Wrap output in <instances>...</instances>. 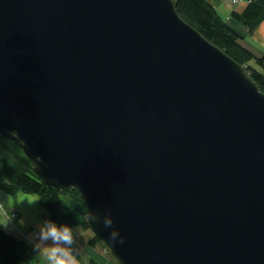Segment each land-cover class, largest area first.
Listing matches in <instances>:
<instances>
[{
  "label": "water",
  "instance_id": "1",
  "mask_svg": "<svg viewBox=\"0 0 264 264\" xmlns=\"http://www.w3.org/2000/svg\"><path fill=\"white\" fill-rule=\"evenodd\" d=\"M0 134L110 263L264 264V92L175 0H0Z\"/></svg>",
  "mask_w": 264,
  "mask_h": 264
},
{
  "label": "trees",
  "instance_id": "2",
  "mask_svg": "<svg viewBox=\"0 0 264 264\" xmlns=\"http://www.w3.org/2000/svg\"><path fill=\"white\" fill-rule=\"evenodd\" d=\"M175 1L178 15L201 36L242 65L264 92V54L255 55L242 46L241 35L227 25L209 0ZM229 18L243 26L249 35L252 34L264 20V0H249L242 9L231 11ZM0 192L12 196L17 192L35 195L39 205L48 212L49 220L57 225L67 224L73 233L79 228L88 230L83 220L85 207L77 190L73 187L58 189L44 184L33 172L32 164L22 149L1 134ZM100 243L103 245L93 235L88 246L94 248ZM88 262L98 264L92 258ZM0 264H31L27 243L5 230L0 231Z\"/></svg>",
  "mask_w": 264,
  "mask_h": 264
},
{
  "label": "crops",
  "instance_id": "3",
  "mask_svg": "<svg viewBox=\"0 0 264 264\" xmlns=\"http://www.w3.org/2000/svg\"><path fill=\"white\" fill-rule=\"evenodd\" d=\"M219 2L218 0H215ZM249 0H243L242 5L239 9H242L245 4ZM214 6V4H212ZM215 7V6H214ZM231 12V11H230ZM229 12V13H230ZM229 13L223 18L224 21L233 28L237 33L241 35V45L250 50L255 55H263L264 54V20L259 24V26L255 29L252 34H248L247 30L241 26L240 24L232 21L229 18ZM24 194V193H23ZM29 194H25V198L20 200L19 202H14L13 205L9 208L10 213L15 215L8 225L7 229H4L6 232L11 235L23 239L27 245L29 246V253L31 255V264H44V258L33 248L34 242H32L29 238V232L31 230H36L39 232V227L44 223L45 220H49V214L46 212L38 203V199L29 202L27 200V196ZM2 192H0V201H6L7 197ZM15 196V195H14ZM34 196V195H31ZM7 206V205H6ZM23 220V224L19 223L20 220ZM82 234H86V240L84 241V237H78L77 232H81L80 230H75L73 233L74 239L71 245L74 253L77 256L78 264H88L89 258L94 259L98 264H107V262L103 263L104 258L98 256L96 248L89 247L88 241L90 240V231L83 230ZM28 237V238H26ZM45 243L51 244V241H46ZM105 261V260H104Z\"/></svg>",
  "mask_w": 264,
  "mask_h": 264
},
{
  "label": "clouds",
  "instance_id": "4",
  "mask_svg": "<svg viewBox=\"0 0 264 264\" xmlns=\"http://www.w3.org/2000/svg\"><path fill=\"white\" fill-rule=\"evenodd\" d=\"M25 198V194L17 192L15 196L9 195L6 201H0V231L7 229L13 214L9 208L14 202ZM38 199L36 196H27L29 202ZM7 205V206H6ZM19 223L23 224L21 219ZM105 226L111 225V218L106 216ZM118 230L112 229L110 239H114ZM73 229L67 224L57 225L51 220H45L39 227L38 239L34 242L33 248L42 255L44 264H78V259L71 245L73 243ZM122 240V238H121ZM51 241V244L45 243ZM111 264H122L119 256L111 254Z\"/></svg>",
  "mask_w": 264,
  "mask_h": 264
},
{
  "label": "rangeland",
  "instance_id": "5",
  "mask_svg": "<svg viewBox=\"0 0 264 264\" xmlns=\"http://www.w3.org/2000/svg\"><path fill=\"white\" fill-rule=\"evenodd\" d=\"M219 2H216L215 0H209V2L211 3V4H214V6H215V8H216V10H217V12L219 13V15L221 16V17H225L226 15H227V13H229L230 11H233V10H237V9H239L240 7H241V5H242V2H243V0H239V2L237 3V4H231V1L230 0H218ZM230 1V2H229ZM28 196H31V195H28ZM35 196V195H34ZM14 217H16L15 215H13V218ZM77 230H80L81 232H77V235H78V237H80V236H83L84 238V241L86 240V237H87V235L86 234H82L84 231H83V229H81V228H79V229H77ZM90 231V230H89ZM35 233L36 232H32V230L29 232V238H30V240L32 241V242H34V241H36L37 239H38V237H35ZM38 233V232H37ZM90 237H88L89 239H91L92 238V236H93V233L90 231ZM26 238H28V237H26ZM88 245V244H87ZM96 251H97V253H98V256H101V257H103L104 258V260H103V263L105 262H107V264H109L110 263V259L108 258V256L106 255V252H105V249H104V247H103V245L100 243V244H98V245H96Z\"/></svg>",
  "mask_w": 264,
  "mask_h": 264
},
{
  "label": "built area",
  "instance_id": "6",
  "mask_svg": "<svg viewBox=\"0 0 264 264\" xmlns=\"http://www.w3.org/2000/svg\"><path fill=\"white\" fill-rule=\"evenodd\" d=\"M230 1H231L232 4H235V3L238 2V0H230ZM34 232H36V231H34ZM35 237H38V233L37 232L35 233Z\"/></svg>",
  "mask_w": 264,
  "mask_h": 264
}]
</instances>
